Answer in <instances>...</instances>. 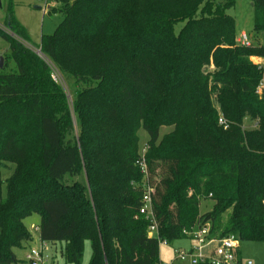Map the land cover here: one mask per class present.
<instances>
[{
  "label": "trees",
  "instance_id": "1",
  "mask_svg": "<svg viewBox=\"0 0 264 264\" xmlns=\"http://www.w3.org/2000/svg\"><path fill=\"white\" fill-rule=\"evenodd\" d=\"M53 1L49 13L64 19L39 46L86 87L71 105L47 60L0 27L10 51L0 70V264L25 262L15 250L34 240L25 219L36 213L40 239L64 243L66 264H82L87 241V264H163L140 213L142 129L161 239L173 245L210 223L240 244L264 242V43H237L227 12L237 0ZM252 6L264 32V0ZM5 21L29 39L13 2ZM163 127L173 130L161 137ZM202 200L213 208L201 213Z\"/></svg>",
  "mask_w": 264,
  "mask_h": 264
},
{
  "label": "rangeland",
  "instance_id": "2",
  "mask_svg": "<svg viewBox=\"0 0 264 264\" xmlns=\"http://www.w3.org/2000/svg\"><path fill=\"white\" fill-rule=\"evenodd\" d=\"M10 2L14 3L15 16L24 26L28 32L29 39L23 40L24 43L32 48H39V43L41 36L43 34H52L58 27V25L63 21L64 14L61 12L49 13V9L52 6L48 7V4L53 5L55 2L53 0H0V27L6 31L10 32L9 25L5 21L7 7ZM39 6V8H37ZM230 15L236 18V31L238 35L242 31H246L252 40L253 44L264 43V32L256 33L254 31V9L252 6V0H237L235 6L231 7L227 11ZM183 23L176 25L177 31L181 29ZM9 43L0 35V54L2 57L9 54ZM258 58H256V61ZM255 60V59H254ZM54 67V75L57 81L65 89L70 104H73L77 90L83 89L86 87L85 84L77 85L76 81L69 76L65 75L60 71L57 66ZM56 68V69H55ZM210 70L213 68L211 65ZM0 70L2 68L0 67ZM16 70V65L12 62L9 68L6 70L8 72ZM75 116V115H74ZM75 116L76 129L79 131L78 120ZM248 127H251L254 122L247 118L246 123ZM173 130L172 127H163L161 130V137L166 133H169ZM140 136V153L144 154L147 150V142L149 140L148 133L142 129L139 132ZM8 168L3 169V178L6 179L10 177L14 171L15 165L13 163H8ZM4 196L6 195V188L4 186ZM214 201L211 200H202L201 202V213H205L213 208ZM228 214L225 215L227 219ZM41 217L39 214H33L32 216L25 219V224L28 229L32 232L34 240L24 243L22 249H16V254L19 259L23 260L24 255L27 251L35 245H38L39 232L35 230L37 226H40ZM191 240H178L173 245L166 246L164 244L160 245V255L164 264H170L175 260L174 248H187L191 245ZM64 246V243H57L52 246L53 255L55 260L59 264H66L64 258L61 254V249ZM242 250V256L244 260H252L254 264H264V242H253V241H244L240 244ZM91 256V244L89 241L85 244V252L83 257L82 264H87ZM28 264L27 262H24ZM175 264H180L175 262Z\"/></svg>",
  "mask_w": 264,
  "mask_h": 264
},
{
  "label": "built area",
  "instance_id": "3",
  "mask_svg": "<svg viewBox=\"0 0 264 264\" xmlns=\"http://www.w3.org/2000/svg\"><path fill=\"white\" fill-rule=\"evenodd\" d=\"M9 30L10 32L8 33L24 43L23 39L16 36L10 28ZM237 43L241 45H251L252 41L250 35L246 31H242L237 36ZM32 50L47 60L53 69V77L57 80L54 75L53 66L55 65L42 53L41 47L39 46V48ZM257 93L264 96V80H262L259 84ZM219 121L220 124L227 125V121L223 117H220ZM145 153H140L141 160L139 161L141 171L145 176L143 183V205L140 209V213L145 214L146 218L151 221L148 234L150 236H156L160 240V245L164 244L166 246H170L167 240L160 238L158 222L153 212L152 196L155 192V188L148 181ZM35 230L40 232V227L37 226ZM184 233L189 237V240H191L192 243L187 248H174L175 260L170 264H175L176 261L180 264H254L252 260H244L243 256L240 257L238 252L241 246L240 241L236 237H221L213 234L210 223L203 225L198 224L190 230H184ZM25 262L28 264H57L52 253V245L49 242L40 239V234L38 238V245L32 246L27 251L25 255Z\"/></svg>",
  "mask_w": 264,
  "mask_h": 264
},
{
  "label": "crops",
  "instance_id": "4",
  "mask_svg": "<svg viewBox=\"0 0 264 264\" xmlns=\"http://www.w3.org/2000/svg\"><path fill=\"white\" fill-rule=\"evenodd\" d=\"M49 6H57V4L56 3H54L53 5H50V4H48V7ZM37 8H39V6H37ZM40 42H41V40H40ZM40 44V43H39ZM0 57H2V55L0 54ZM24 259H25V255H24ZM57 262V264H59L58 263V261H56ZM23 264H25V263H23Z\"/></svg>",
  "mask_w": 264,
  "mask_h": 264
},
{
  "label": "water",
  "instance_id": "5",
  "mask_svg": "<svg viewBox=\"0 0 264 264\" xmlns=\"http://www.w3.org/2000/svg\"><path fill=\"white\" fill-rule=\"evenodd\" d=\"M4 66V57H0V67Z\"/></svg>",
  "mask_w": 264,
  "mask_h": 264
}]
</instances>
